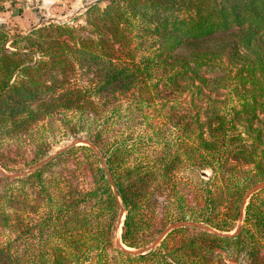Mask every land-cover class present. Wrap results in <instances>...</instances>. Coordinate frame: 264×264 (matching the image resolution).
<instances>
[{
    "label": "trees",
    "instance_id": "obj_1",
    "mask_svg": "<svg viewBox=\"0 0 264 264\" xmlns=\"http://www.w3.org/2000/svg\"><path fill=\"white\" fill-rule=\"evenodd\" d=\"M58 132L97 147L60 154L93 158L91 186L46 175L60 155L0 173V264H264V188L231 233L264 180V0H95L71 22L0 26V139L30 138L40 158ZM162 191L166 223L209 230L115 247L121 210L123 246L152 240Z\"/></svg>",
    "mask_w": 264,
    "mask_h": 264
},
{
    "label": "rangeland",
    "instance_id": "obj_2",
    "mask_svg": "<svg viewBox=\"0 0 264 264\" xmlns=\"http://www.w3.org/2000/svg\"><path fill=\"white\" fill-rule=\"evenodd\" d=\"M93 1L95 0H12V1L8 0L4 2V8L3 10L0 11V26L8 29L11 34L13 33L24 34L33 26H38L40 24H44L49 21L71 22L74 17L77 16L79 17L80 14L83 12L84 8ZM102 3H104V1ZM78 138L86 140L85 134L83 133L78 134L74 137H63V135L60 132L56 133L55 136H52L48 139L46 146L47 147L46 154L40 158L36 157L35 150L37 149V147L35 142L31 141L30 138H25V139L19 138L15 140L0 139V173L5 177L20 178L24 175L31 174L37 170H40L45 166H47L49 162L55 160V158L59 156L61 153L70 150L72 147L85 145V144L74 145L68 149L62 150L60 153L55 155V153L58 150L68 146L71 142H73ZM92 149L93 152H98V149L97 147H95V145L94 148ZM52 155L55 156L49 162H47L37 170L30 173H25L24 175H20V176H14V177L12 176V174H18L27 171L30 167H32L39 161ZM60 156L56 158V159H60L58 163H56L55 165H51L48 169H46L44 173L46 175L52 174L55 176L68 175L71 177L70 179L74 185L82 188H89L91 186V182L93 179L89 164L90 163L94 164L93 158L92 157L87 158L83 151L69 152L66 155H60ZM79 162L81 163V166L80 164H78ZM200 175L203 178H207L210 175V169L201 170ZM183 176H184L183 179L177 178L180 184L178 189H180L182 193L185 195L188 203L194 204L195 202L193 200L194 191L192 190V187L184 184V182L186 181V177L185 175ZM107 177L108 180L109 177H111L108 171H107ZM167 196L168 195L166 191L155 193L156 201L154 202V207L155 210L157 211V220L155 222V225L152 227L153 232L151 233V235L150 234L148 235V238L150 236L152 240L147 242L144 246L140 248H144L150 245L151 242L162 232V230H164L170 224L180 221V220L171 221L169 223H166L164 221V219L166 220L167 217H170L168 210L166 208V206L168 207L167 205L168 203L166 201ZM121 212L122 213H120L118 217V221L115 224L113 230L115 247H118L116 244V239H120L121 224L124 217V212L122 210ZM240 224H241V218L239 219L237 226ZM202 225L207 227L205 224ZM187 228L192 230L193 227H187ZM176 229L178 228H175L173 230ZM198 230H205V229L195 228V230L192 231H198ZM206 230H209V228ZM234 231L235 230L231 231V233H233ZM132 249H139V248H132Z\"/></svg>",
    "mask_w": 264,
    "mask_h": 264
},
{
    "label": "water",
    "instance_id": "obj_3",
    "mask_svg": "<svg viewBox=\"0 0 264 264\" xmlns=\"http://www.w3.org/2000/svg\"><path fill=\"white\" fill-rule=\"evenodd\" d=\"M79 144H85V145H88L92 148H94V145L90 142H88L87 140H84V139H76L74 140L73 142H71L68 146L58 150L56 154L60 153L62 150H65V149H68L74 145H79ZM55 155H52V156H49L41 161H39L38 163H36L35 165H33L32 167H30L27 171L25 172H22V173H18V174H12V176H20V175H24L25 173H30V172H33L35 170H37L38 168H40L41 166H43L44 164H46L47 162H49ZM109 180H110V183H111V186L113 188V191L115 192L116 194V191H115V188L113 186V183L111 181V177H109ZM264 188V180L263 181H260L258 183H256L255 185H253L251 188H249L245 194V196L243 197L242 199V202H241V215H240V218L242 217V214H243V209H244V206L246 204V201L248 198H250L252 195H254L256 192H258L259 190L263 189ZM117 196V195H116ZM117 199V202H119V198L118 196L116 197ZM122 213V212H121ZM180 227H193V228H202V229H208L207 227H205L204 225L200 224V223H197V222H193V221H187V220H180V221H177V222H174L172 224H170L168 227H166L164 230H162V232L151 242L150 245L144 247V248H139V249H132V248H128V247H125L121 244L120 242V239H116V244L117 246L123 250L124 252H127L129 254H143L147 251H149L150 249H152L153 247H155L156 245L159 244V242L170 232L172 231L173 229L175 228H180ZM240 229V225L237 226V228L235 229V231L233 233H237Z\"/></svg>",
    "mask_w": 264,
    "mask_h": 264
}]
</instances>
